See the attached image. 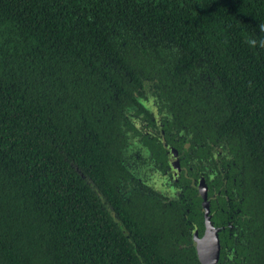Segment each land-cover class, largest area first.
<instances>
[{
  "label": "trees",
  "instance_id": "obj_1",
  "mask_svg": "<svg viewBox=\"0 0 264 264\" xmlns=\"http://www.w3.org/2000/svg\"><path fill=\"white\" fill-rule=\"evenodd\" d=\"M149 91L226 173L217 264H264V0H0V264H201L197 192L121 162Z\"/></svg>",
  "mask_w": 264,
  "mask_h": 264
},
{
  "label": "flooded vegetation",
  "instance_id": "obj_2",
  "mask_svg": "<svg viewBox=\"0 0 264 264\" xmlns=\"http://www.w3.org/2000/svg\"><path fill=\"white\" fill-rule=\"evenodd\" d=\"M141 100L146 103V108L144 106L146 111L130 112L127 116L130 121L129 126L121 136V140L122 138L126 140V145L121 150L122 164L129 171L130 176L138 179L143 186L154 189L169 200L179 201L180 206L186 210L184 213L186 222H189L186 214L189 212V202L192 200L188 189H194L201 199L203 227L202 230L200 227L191 228L196 231L199 238H202L206 231L203 198L199 191V186L202 184L210 203L209 216L214 227L219 229V236L224 226H220L221 223L216 221L215 212H211V205L212 200L222 195L221 190L229 191L226 173L218 171L214 167L215 163L207 161L204 156L196 155V151L192 149L194 146L192 135L180 136L172 132L170 118L162 111L159 101L157 100V106L151 104L155 100L152 91ZM167 133H169L168 137H166ZM201 147V152L205 154V146L201 145ZM211 151L215 155L214 161L217 162L218 156H221L223 151L220 152L217 148H212ZM217 178L220 181L218 183L220 188L216 192H211L210 183L215 182ZM230 193L232 197L227 200L229 213L234 208L232 202L239 201L240 197L233 186Z\"/></svg>",
  "mask_w": 264,
  "mask_h": 264
},
{
  "label": "water",
  "instance_id": "obj_3",
  "mask_svg": "<svg viewBox=\"0 0 264 264\" xmlns=\"http://www.w3.org/2000/svg\"><path fill=\"white\" fill-rule=\"evenodd\" d=\"M200 196L203 198V211L205 214L206 231L202 238H199L196 231L193 235V243L201 264H217L220 257L221 244L218 236L219 229L214 227L210 216V203L207 199L203 185L199 186Z\"/></svg>",
  "mask_w": 264,
  "mask_h": 264
}]
</instances>
